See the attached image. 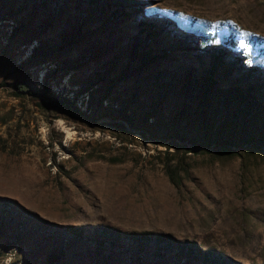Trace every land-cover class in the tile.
I'll list each match as a JSON object with an SVG mask.
<instances>
[{"label":"rangeland","instance_id":"obj_1","mask_svg":"<svg viewBox=\"0 0 264 264\" xmlns=\"http://www.w3.org/2000/svg\"><path fill=\"white\" fill-rule=\"evenodd\" d=\"M67 1L53 16L51 0H0V217L6 202L17 211L0 230V264H51L57 249L53 264H139L123 251L98 260L85 239L65 247L59 237L69 228L86 237L103 228L166 235L192 248L182 264H205L210 255L219 264H264V146L228 156L181 143L178 134L202 135L199 99L184 93V82L163 96L164 82L147 78L174 63L150 70L125 45L109 50L113 28L96 29L94 21L78 31L72 7L82 3ZM139 1L146 17L194 37L183 52L199 58L223 47L237 70L254 69L264 80V0ZM177 61L184 78L193 65ZM257 97L264 107V82ZM184 108L186 118L176 121ZM208 108L218 110L216 99ZM125 115L136 117L135 128ZM225 115L213 117L210 128L236 129L237 120L230 124ZM247 124L250 133L257 125L264 130V109ZM173 142L182 147L170 149ZM23 217L39 225L26 224L13 240Z\"/></svg>","mask_w":264,"mask_h":264},{"label":"trees","instance_id":"obj_2","mask_svg":"<svg viewBox=\"0 0 264 264\" xmlns=\"http://www.w3.org/2000/svg\"><path fill=\"white\" fill-rule=\"evenodd\" d=\"M36 1L40 5H45L50 0ZM51 1H53L51 13L53 16L61 13V10L66 5H71L68 4L67 0ZM79 1L82 3V7H72L78 19L76 27L78 31L82 30L85 25H89L90 23L95 24L94 21H96V29L104 30L108 28V31L110 28H113L112 31H108V43L110 45L107 47H110L108 48L109 50H114V47L119 48L120 45H125L126 49H131L132 56L140 61V66L150 70L164 61H172L174 63L172 65L173 68L175 67L174 69L169 68L159 71V68H157L158 71L147 78L154 77L158 83L164 82V84H161V93L169 91L176 83L184 82V93L199 99L198 109L203 112L204 116L202 135L199 138L189 139L187 136L178 134L175 138L181 143L185 144L188 141L193 145H200L206 152L209 149L215 150L219 148V153L228 156L238 154L237 149L243 148L245 145H251L254 148L264 146V130L259 129V125H257L255 131L252 130L250 133L247 124L251 115L264 109L262 102L257 97L258 92L262 90L264 80L259 79V75H257L258 73L254 69L251 72L237 70L236 63H233L235 57L229 56L227 58V50L223 49V47H219L218 52H215V54L201 55L199 58H194L190 54L183 52V47L190 45L194 37L191 34L179 33L175 28H172L173 25H171L169 20L158 21L146 17L143 10L135 6L139 5V0ZM70 42L74 43V41ZM177 60L180 63L183 62V64L193 65V67L190 66L193 69H190L184 78V74L180 72V66L175 65L178 62ZM201 65L203 66V70L199 69ZM247 79L252 81L251 84L247 83ZM222 80L227 81L225 87H221ZM15 88L18 91L31 93L29 88L23 84L16 85ZM16 94L20 95L19 92H16ZM165 95L166 92L163 93V96ZM213 99H216L219 108L214 114H210V108L208 107ZM52 101H57L59 104H68L69 102L66 99L60 100L59 98H55ZM74 108L78 110L75 105ZM78 111L81 113L80 110ZM222 112H226L225 116L228 119V123L231 124L233 120H237L236 129L231 127L229 134L210 128L209 126L213 117L217 118ZM185 113L186 110L184 108L177 114L176 121L182 116L186 118L184 116ZM82 115L86 116L87 114L83 113ZM145 115L146 120L152 119L156 115V109L153 108L150 113ZM123 117L130 127H136L135 116L125 115ZM115 126L119 130H127V126L123 123L115 124ZM168 147L179 150L182 146L178 142H173ZM171 178L175 183L174 176L171 175ZM4 207L6 217H0V230H3L8 217L13 218L10 217L11 213H14V217L17 216V211H13V206L8 202L4 203ZM20 219L21 229L19 232L13 233V240L20 239L24 234L23 229L27 227L26 224H31L34 221V218L29 217ZM31 225L37 227L39 224ZM82 231V229L69 228L62 231L59 238L65 236L63 242L65 247L71 245L70 243H77L80 239L89 240L91 253L98 260L104 259L107 261L113 256L114 252L119 251L122 253L123 251L124 254H129L130 259L138 258L139 264H161L162 262H166V264H182L187 258L194 255L192 248L186 251L179 242L166 235H122L117 231L103 228L96 234L86 237V234ZM124 240L127 241L129 247L127 250L120 249L121 242ZM59 244L60 240L57 241V248ZM57 251L59 249L48 255V263L53 264L57 260L59 257ZM205 264H219V262L216 257L210 255L207 257Z\"/></svg>","mask_w":264,"mask_h":264}]
</instances>
